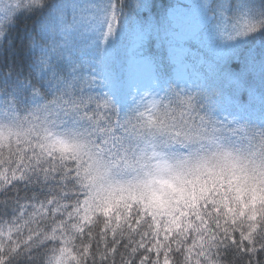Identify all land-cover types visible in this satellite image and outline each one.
Returning <instances> with one entry per match:
<instances>
[{"label":"snow or ice","instance_id":"snow-or-ice-1","mask_svg":"<svg viewBox=\"0 0 264 264\" xmlns=\"http://www.w3.org/2000/svg\"><path fill=\"white\" fill-rule=\"evenodd\" d=\"M0 264H264V0H0Z\"/></svg>","mask_w":264,"mask_h":264},{"label":"trees","instance_id":"trees-1","mask_svg":"<svg viewBox=\"0 0 264 264\" xmlns=\"http://www.w3.org/2000/svg\"><path fill=\"white\" fill-rule=\"evenodd\" d=\"M167 3H169V0H159V4L161 9L163 8L164 5H166Z\"/></svg>","mask_w":264,"mask_h":264}]
</instances>
